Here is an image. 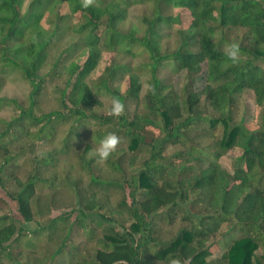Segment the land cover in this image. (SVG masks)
Returning a JSON list of instances; mask_svg holds the SVG:
<instances>
[{"label": "trees", "instance_id": "1", "mask_svg": "<svg viewBox=\"0 0 264 264\" xmlns=\"http://www.w3.org/2000/svg\"><path fill=\"white\" fill-rule=\"evenodd\" d=\"M25 1L0 0V88L7 69L19 72L30 85L27 104L0 95V104L17 111L0 131V188L26 222L59 208L66 196L64 204L73 209L46 225L48 242L56 241L54 235L71 212L81 213L50 254L55 263L46 264H169L177 257L187 264H264V0H154V17L142 31L128 20L130 0H95L88 8L82 0H30L22 12ZM174 9L180 11L174 14ZM163 26L171 31L164 33ZM237 29H245L241 39L231 40ZM70 31L81 34L75 40L80 51L64 69L68 78L59 89L57 107L44 111L39 104L46 82L60 75L75 47L71 41L56 50ZM216 33L220 37L211 40ZM232 42L241 49L236 64L226 56ZM102 44L133 59L141 54L133 46L145 53L137 64L110 60L89 82ZM46 64L48 70L42 71ZM165 64L185 71L181 89L158 76ZM134 66L151 71L144 94ZM245 90H252L263 108L256 128L236 119ZM108 93L124 105L134 101L133 112L109 115ZM142 104L146 112L140 110ZM67 119L71 125L57 143L56 134ZM87 121L94 124L92 139L76 131ZM219 124L221 135L215 131ZM154 127L159 133L150 139L148 130ZM109 132L128 138L126 147L110 157L115 159L110 166L123 175L110 181L100 175L104 164L88 155ZM27 137L47 148L29 155L33 147L22 145ZM234 147L243 152L229 169L219 158ZM111 186H118L124 199L115 201ZM42 187L47 190L41 193ZM90 204L96 212L87 211ZM92 214L101 218L90 219ZM177 222L184 225L161 241V230L169 231ZM222 223L230 228L221 239L217 228ZM75 226L83 237L78 242L72 234ZM41 231L29 236L13 218L0 215V264L4 259L44 264L37 252ZM22 241L32 252L20 260L21 248L17 253L8 248ZM90 245L94 249L88 250ZM213 245L223 253L214 255Z\"/></svg>", "mask_w": 264, "mask_h": 264}, {"label": "rangeland", "instance_id": "2", "mask_svg": "<svg viewBox=\"0 0 264 264\" xmlns=\"http://www.w3.org/2000/svg\"><path fill=\"white\" fill-rule=\"evenodd\" d=\"M30 0H26L24 3V6L22 8V12L25 11L27 4L29 3ZM131 2L128 4V20L129 22H134L137 25L140 26L141 31L146 27L147 21L150 18H153V11L155 7V2L154 0H130ZM180 10L179 9H174L172 12L174 14L178 13ZM49 14V13H48ZM49 21L53 23L56 21L55 15L52 13L49 15ZM68 25L72 24L71 20H66L64 22ZM53 27V26H52ZM164 33L171 31V28H166L163 26ZM140 31V32H141ZM245 29H237V30H232L230 39L235 40L238 39L240 40L242 37V34L244 33ZM185 34V33H184ZM77 37H81V34L75 33L73 31H70L64 40L58 45L57 49H60L61 47L65 46L69 42L72 41L74 43L73 49L71 53H68V56L65 58V65L61 69L60 75L56 74L54 77L46 82L45 89L43 90L42 94V99L41 103L39 104L40 108H42L44 111H48L52 108L57 107L58 102V96H59V89L61 87H64L68 78V75L64 73V69L67 66L70 61H72L77 54L79 53V46H77V43L75 40ZM220 37L219 34H214L211 40H217ZM103 46V51L101 58L99 60V64L96 68V70L89 76L88 80L91 82L92 78H95L98 76V74L103 70L104 66L107 65L110 60L114 59L117 62L120 63H132V55H128L125 52H115V51H107L106 47L102 44ZM134 51L141 53L138 54L139 56L137 58L133 59L134 64H137L141 61V57L144 55V48H140L138 46H133ZM141 51V52H139ZM82 60V59H81ZM51 61V58H50ZM51 65V64H50ZM49 66L46 64V68L44 67L42 71H47ZM134 69L137 71V73L140 75L142 81H143V86H142V91L141 93L144 94L148 85H149V80L151 79V71L149 69H146L142 66H134ZM2 74L5 76V84H3V87L0 88V95H6L8 97H15L19 100H23L24 104H27L26 96L28 95L30 91V85L28 82L23 79L19 72L14 71V70H3ZM186 73L185 71H179L176 72L172 66V64H165L163 67L160 68V71L158 73V76L160 79L173 83L174 86L177 89H181L186 81ZM203 79L201 78V81L197 83V88L200 89L203 85ZM123 83H121L122 85ZM114 86V85H113ZM105 101L111 103L112 98L114 96L110 93L107 94V96L104 97ZM125 109L128 112H133L135 109V102L131 100H127L125 103ZM140 110L143 112L147 111V108L145 107V104H142L140 107ZM17 114V111L15 108L10 105V104H5L2 103L0 104V131L3 129V127L6 125L7 121L12 120L15 115ZM211 114V113H210ZM213 115V114H211ZM236 119L240 121L242 118L244 119L245 123L248 124L250 128H256L261 124L262 121V115H263V108L256 102L255 100V94L252 90H245L241 96L239 97V102L236 106ZM71 125V119H67L61 128H59L55 139H57V143L60 141V139L63 138L65 133L68 131L69 127ZM94 127V124L91 123L90 121H87L86 123H82L79 126H77V132H79L81 135L79 137L83 138H90L92 139V134H90V130ZM216 133L218 135H221L223 133V126L221 124L217 125L215 129ZM159 133V129L154 127V128H149L148 130V136L150 139H153L157 137ZM121 138V144L120 146L126 147L128 143V138L124 134H117ZM73 140L74 143L77 141V137L74 138ZM159 138L155 140L158 141ZM37 143V144H36ZM22 145L31 149L33 147L32 153L30 150L29 155H41L42 152H40L42 149H46L47 145L42 143V141H34L31 138H25L22 141ZM58 145V144H57ZM62 144H59L61 146ZM119 146V147H120ZM243 150L240 147H234L231 148L226 154L221 156L219 158V161L226 166L227 168L231 169L233 166H235L238 163V157L242 154ZM204 159V158H203ZM114 158H110L104 163V168L101 171V176L110 180L117 179L118 177L122 176L123 173L120 170L113 169L110 166V161H114ZM196 164H199V162H195ZM242 164V162H241ZM258 177V176H257ZM87 179V177H85ZM88 180V179H87ZM86 180V181H87ZM264 181V180H263ZM47 189L42 187L40 189V192H45ZM109 190L112 192L113 199L115 201H121L124 199V192L118 187V186H111ZM128 188H125L124 191L128 192ZM66 198V196H65ZM64 199H61V206L59 208H52L49 210L48 213H45L44 215H37L36 218L33 221L26 222L16 204L15 201L11 200L5 192L0 188V215H7L11 218H13L18 225H22L26 233L28 232V235L31 236L33 234V231L37 228L42 229V231L39 233V241L38 242V255L40 260L45 259L44 264L49 262H54L55 260L52 259L50 254L56 249L54 247H58L62 242L63 237L68 233L70 225L72 224L71 222L75 221L78 217L79 214H81L78 210H74L71 212L70 219L66 222V224H61L59 226V231L54 235L56 237V241L48 242V229L46 230V225L56 216L60 215L61 213L65 211L72 210L73 208L67 206L66 202ZM129 199V198H128ZM67 200V199H66ZM66 203V204H64ZM94 204H90L89 209L87 210L89 213L96 212V208L94 207ZM101 218V216H98L97 214H92L90 219L92 218ZM115 226L120 228V225L116 222H113ZM184 223L177 222L173 226L169 227V232L167 229H162L161 232L159 233V239L161 241H166L171 238V234L175 233L178 231V229L183 226ZM230 224L229 223H222L218 226L217 228V238H223L224 234L229 230ZM80 230L77 226L74 227V230L72 231V234H75L74 241L78 242L79 240L83 239V237L80 234ZM59 233V234H58ZM230 236V235H229ZM72 238V237H71ZM26 240V239H25ZM73 241V240H72ZM25 242V241H24ZM49 243V244H48ZM51 245V246H48ZM21 248V250L24 252L22 256H19L18 258L22 260L23 258L28 257V254L30 255L32 251H30L28 248L23 247V241L21 245H12L8 249L11 250L13 253H17V251ZM94 249V246L90 245L88 250ZM214 251V255H221L223 253L222 250L217 245H213L212 247ZM258 256L261 254V250H257ZM49 255V256H48ZM32 259V258H30ZM3 264H10L8 260L4 259Z\"/></svg>", "mask_w": 264, "mask_h": 264}, {"label": "clouds", "instance_id": "3", "mask_svg": "<svg viewBox=\"0 0 264 264\" xmlns=\"http://www.w3.org/2000/svg\"><path fill=\"white\" fill-rule=\"evenodd\" d=\"M95 0H82V6L88 8L93 6ZM226 56L229 60L236 64L241 57L240 44L238 42H232L226 45ZM125 105L119 98H112L109 115L119 117L124 114ZM94 140V137H93ZM121 144V138L114 132H109L100 140L99 146L95 148L94 152H89L88 155L95 156V163L103 165L111 155L117 151ZM169 264H187V261H182L179 257L172 258Z\"/></svg>", "mask_w": 264, "mask_h": 264}]
</instances>
